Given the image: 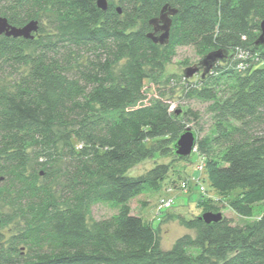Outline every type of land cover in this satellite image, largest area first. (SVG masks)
<instances>
[{"label": "trees", "instance_id": "16d2710c", "mask_svg": "<svg viewBox=\"0 0 264 264\" xmlns=\"http://www.w3.org/2000/svg\"><path fill=\"white\" fill-rule=\"evenodd\" d=\"M97 1L0 0L11 25L39 22L33 40L0 37V201L14 210L0 228L15 224L0 232V264H264V212L244 226L225 216L207 224L200 217L220 211L201 197L199 217L169 214L155 228L131 207L177 183L183 173L172 165L189 159L174 145L185 121L200 116L162 101L136 105L180 47L203 57L187 96L209 103L210 129L196 152L212 188L224 197L240 189L229 204L242 216L264 201V47H256L264 0H108L107 11ZM165 6L178 12L160 45L148 35ZM213 53L223 57L204 77L201 63ZM157 155L174 161L130 174ZM98 204L117 212L90 228ZM174 218L195 235L164 250L160 225Z\"/></svg>", "mask_w": 264, "mask_h": 264}, {"label": "rangeland", "instance_id": "374dc122", "mask_svg": "<svg viewBox=\"0 0 264 264\" xmlns=\"http://www.w3.org/2000/svg\"><path fill=\"white\" fill-rule=\"evenodd\" d=\"M203 57L199 56L192 47H180L177 50V55L170 64H167L163 69L161 75L156 79L152 78L146 81L144 89V98L142 102L136 105L146 106L152 105L157 101L166 103L172 113L180 111H187L191 109L200 116V121L196 122L193 119L185 121L186 127L190 128L197 136V138L204 137L211 125V115L209 111V103H203L196 99L187 96L190 90L189 85L198 86L200 83L201 70L190 79L184 76L188 68H197L199 62ZM78 67V66H76ZM75 69H70L73 75ZM124 72V63H118L114 69V75L118 77ZM187 80H189V85ZM40 158V159H39ZM155 160H146L140 165L134 167L130 174L133 176H140L153 168L156 162L173 163L172 157L156 156ZM42 162L43 158L38 157L36 161ZM201 159L195 151L187 161L175 162L173 172L181 171L183 174L178 178L177 183H170V180L165 183L162 190L159 192H146L143 195L131 201L133 214L142 217L144 221L152 222L157 228L160 221L168 217L169 214L181 215L187 219L199 217L202 214V209L198 207V202L201 197L211 199V203L219 208L221 213L226 218L230 219L233 225L244 226L257 221L264 212V201L254 204L253 213L250 216H242L236 213L229 204V201L235 198L240 189H236L227 193L226 196L219 194L212 188L210 181L207 178L206 171L199 168ZM59 171L58 178L55 179L53 186L62 183V174L65 163L62 162L56 165ZM206 168V167H205ZM44 171L41 172V175ZM176 178V177H174ZM186 185V188L183 185ZM205 189H204V188ZM174 198V206L171 210H165L162 213L158 211L159 201L163 198ZM14 212L13 208L3 201H0V216L10 215ZM117 211L108 204H98L92 207L88 215V226L91 228L93 224L103 218H108L114 215ZM208 213V212H206ZM205 214V213H204ZM14 222L9 220L7 224H3L0 232L10 235L13 231ZM161 246L164 250L172 248L173 244L182 236L187 234L195 235L193 231L184 228L177 218L166 220L162 222L159 229Z\"/></svg>", "mask_w": 264, "mask_h": 264}, {"label": "water", "instance_id": "95a60500", "mask_svg": "<svg viewBox=\"0 0 264 264\" xmlns=\"http://www.w3.org/2000/svg\"><path fill=\"white\" fill-rule=\"evenodd\" d=\"M98 8L107 11L109 7L108 0H98L97 1ZM176 9H172L169 6H165L159 17L150 21V24L154 27V32L149 34L148 37L155 43L160 45L168 44L170 39V32L172 27V17L177 14ZM121 14V10H119ZM261 34L256 41V47L261 48L264 47V20L260 24ZM39 32V22L31 21L23 27H16L9 23L8 19L0 16V37H13L23 38L25 40H33L35 35ZM223 55L221 53H213L204 59L201 65L205 68L203 76L213 68V65L222 59ZM199 66L197 68H188L184 76L186 79L192 78L199 72ZM180 114L181 112L178 111ZM197 146V136L190 129H186L179 137L178 141L174 145V151L178 158L184 159L190 157L195 151ZM205 223L211 224L219 222L223 219V215L221 213H212L208 212L200 217ZM2 219L0 216V223Z\"/></svg>", "mask_w": 264, "mask_h": 264}, {"label": "built area", "instance_id": "2783aa9c", "mask_svg": "<svg viewBox=\"0 0 264 264\" xmlns=\"http://www.w3.org/2000/svg\"><path fill=\"white\" fill-rule=\"evenodd\" d=\"M240 66V65H239ZM201 162L200 165H199V168L202 171L206 170V166H205V163L204 161L201 159ZM188 183H186L185 185H183L184 188H186V185ZM204 188V187H203ZM205 189V188H204ZM174 206V198H171V197H167V198H163L159 201V204H158V211L159 213H162L164 212L165 210H171Z\"/></svg>", "mask_w": 264, "mask_h": 264}]
</instances>
